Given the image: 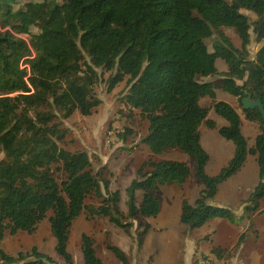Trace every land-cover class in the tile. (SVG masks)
<instances>
[{
    "label": "trees",
    "instance_id": "16d2710c",
    "mask_svg": "<svg viewBox=\"0 0 264 264\" xmlns=\"http://www.w3.org/2000/svg\"><path fill=\"white\" fill-rule=\"evenodd\" d=\"M241 1L232 0L237 13ZM259 4L264 7V0ZM227 8V0H0V153L6 154L0 161V264H43L44 255L35 248L13 257L1 244L6 231L33 233L49 211L55 250L65 262L71 259L70 228L83 210L120 224L112 216L118 213V192L102 194V179L90 169L85 151L59 147L68 131L56 118L76 110L89 115L101 103L93 97L92 85H86L99 67L109 72L110 87L127 80L134 108L149 122L143 142L150 152L180 153L193 162L203 189L194 202H183V225L200 228L230 217V209L216 205L218 187L242 169L248 155L255 156L259 176L245 210L252 214L258 209L264 199V121L259 110H243L248 121L261 127L249 148L236 110L222 101L213 105L227 123L218 134L234 146L232 158L214 177L206 174L209 156L200 142L201 124L215 127L207 120L209 109L200 104L201 98L215 97L214 87L241 97L247 91L251 100L264 105V45L254 57L247 50L251 32L261 41L264 15L234 28L241 40L236 48L222 31ZM23 58L28 61L22 63ZM219 61L229 72L215 82H200L219 75ZM27 62L29 77L22 68ZM20 133L27 135L23 142L17 141ZM150 168L128 188L132 200L135 190L142 196L130 203L131 217H156L157 189L183 184L191 176V169L175 160L152 162ZM89 197L100 205H87ZM82 239L83 264H101L92 239ZM113 252L127 264L122 252Z\"/></svg>",
    "mask_w": 264,
    "mask_h": 264
},
{
    "label": "rangeland",
    "instance_id": "374dc122",
    "mask_svg": "<svg viewBox=\"0 0 264 264\" xmlns=\"http://www.w3.org/2000/svg\"><path fill=\"white\" fill-rule=\"evenodd\" d=\"M227 1L222 31L236 48H240L241 40L234 28L252 24L264 15V7L259 0H242L241 11L237 13L232 0ZM260 40L256 41L251 32V43L247 47L250 57H254L264 45V31ZM83 56L89 64L90 58L84 53ZM216 67L220 76L200 78V82H215L222 78V74L229 72L222 61ZM95 72L86 85H92L91 93L101 103L92 108L89 115L76 110L56 118V122H60L68 131L65 142L59 143V147L67 151H85L90 160V169L102 179V194L107 197L118 192L115 203L118 213L112 216L120 224L103 213L92 215L83 210L70 228L67 252L71 259L65 262L55 250L56 242L49 221L52 212L49 211L31 234L18 232L10 235L6 231L1 244L3 251L16 257L18 254H31L35 248L56 264H83L82 237L88 236L93 241L95 255L101 264H126L115 256L113 248L125 255L127 264H264V199L252 214H247L245 210L249 194L258 182L259 168L255 156L248 155L242 169L218 187L216 205L230 209L229 218H215L200 228L183 225L180 221L183 202H194L203 189L194 174L193 162L180 153L153 155L143 142L149 122L140 110L134 108L127 80L110 87L109 72H104L103 67ZM116 72L115 68L113 74ZM213 90L215 97L201 98L200 104L209 109L207 120L213 122L215 127L211 129L202 123L199 128L201 146L209 156L206 174L211 177L219 174L234 153L233 144L218 134V130L227 123L214 113L212 107L216 102H225L236 110L249 148L253 147L261 133L258 122L245 118L242 107L244 97L215 87ZM126 131L127 135L123 137ZM25 139L27 135L20 133L17 141L23 142ZM5 158L6 154L0 153V161ZM163 160L186 164L191 169V176L183 184L157 189L160 209L156 217H131L130 203L135 205V198L140 201L142 196L140 190H135L132 200L128 191L130 184L134 180L140 181V174L151 170L152 162ZM86 204L98 207L100 202L89 197Z\"/></svg>",
    "mask_w": 264,
    "mask_h": 264
},
{
    "label": "water",
    "instance_id": "95a60500",
    "mask_svg": "<svg viewBox=\"0 0 264 264\" xmlns=\"http://www.w3.org/2000/svg\"><path fill=\"white\" fill-rule=\"evenodd\" d=\"M244 94L246 95L244 98H242V107L243 110H254L258 109L259 113L262 117V120L264 121V105L262 104L260 99L257 100H251V94L247 91H244ZM40 260L43 262V264H56L54 262H51L46 257L40 258ZM36 261V260H34Z\"/></svg>",
    "mask_w": 264,
    "mask_h": 264
},
{
    "label": "clouds",
    "instance_id": "9594fccd",
    "mask_svg": "<svg viewBox=\"0 0 264 264\" xmlns=\"http://www.w3.org/2000/svg\"><path fill=\"white\" fill-rule=\"evenodd\" d=\"M26 61H28V58H23V59L21 60L22 63H24V62H26ZM29 64H30L29 62H27V63L25 64V65L28 66V68H27V67H23V68L26 69L27 74H28V77L30 76V65H29ZM23 66H24V65H23ZM25 80H27V78H25Z\"/></svg>",
    "mask_w": 264,
    "mask_h": 264
},
{
    "label": "built area",
    "instance_id": "2783aa9c",
    "mask_svg": "<svg viewBox=\"0 0 264 264\" xmlns=\"http://www.w3.org/2000/svg\"><path fill=\"white\" fill-rule=\"evenodd\" d=\"M23 67H27V68H28V66H27V65H24V66H22V68H23Z\"/></svg>",
    "mask_w": 264,
    "mask_h": 264
}]
</instances>
